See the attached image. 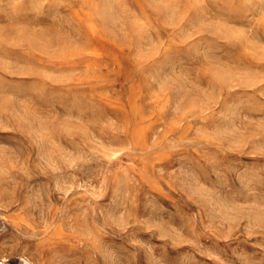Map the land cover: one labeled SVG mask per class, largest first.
Instances as JSON below:
<instances>
[{"label": "rangeland", "instance_id": "1", "mask_svg": "<svg viewBox=\"0 0 264 264\" xmlns=\"http://www.w3.org/2000/svg\"><path fill=\"white\" fill-rule=\"evenodd\" d=\"M25 263L264 264V0H0Z\"/></svg>", "mask_w": 264, "mask_h": 264}, {"label": "bare ground", "instance_id": "2", "mask_svg": "<svg viewBox=\"0 0 264 264\" xmlns=\"http://www.w3.org/2000/svg\"><path fill=\"white\" fill-rule=\"evenodd\" d=\"M24 259V258H23ZM26 262V261H25ZM26 264V263H25Z\"/></svg>", "mask_w": 264, "mask_h": 264}]
</instances>
